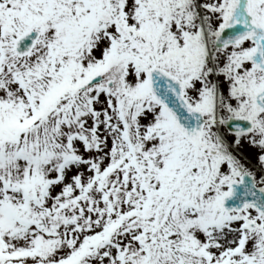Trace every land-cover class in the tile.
Masks as SVG:
<instances>
[{"label": "snow or ice", "instance_id": "6c2138e0", "mask_svg": "<svg viewBox=\"0 0 264 264\" xmlns=\"http://www.w3.org/2000/svg\"><path fill=\"white\" fill-rule=\"evenodd\" d=\"M0 264H264V0H0Z\"/></svg>", "mask_w": 264, "mask_h": 264}]
</instances>
